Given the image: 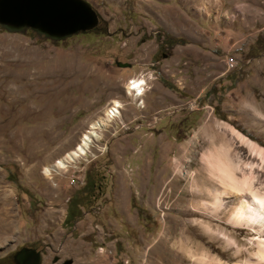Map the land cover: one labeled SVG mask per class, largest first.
Returning a JSON list of instances; mask_svg holds the SVG:
<instances>
[{
	"label": "rangeland",
	"instance_id": "rangeland-1",
	"mask_svg": "<svg viewBox=\"0 0 264 264\" xmlns=\"http://www.w3.org/2000/svg\"><path fill=\"white\" fill-rule=\"evenodd\" d=\"M86 1L98 27L63 40L0 28V253L32 241L70 264H190L163 243L174 234L246 264L262 235L206 217L185 173L223 138L259 163L231 128L264 148V0ZM113 100L88 152L45 175Z\"/></svg>",
	"mask_w": 264,
	"mask_h": 264
},
{
	"label": "bare ground",
	"instance_id": "bare-ground-1",
	"mask_svg": "<svg viewBox=\"0 0 264 264\" xmlns=\"http://www.w3.org/2000/svg\"><path fill=\"white\" fill-rule=\"evenodd\" d=\"M131 79L127 82V93L133 95L137 100L141 99L142 104L144 79L141 76ZM112 103L105 109L104 115L91 120L88 129L81 135L74 148L44 167L45 175H49L51 170L65 167L88 152L91 143L100 138V130L106 128L113 117L119 116L118 102L113 100ZM231 131L236 136V141L240 142V145L250 154L256 156L259 163L246 160L236 150L231 149L229 138H223L219 143H213L202 153L201 162L203 165L198 169L196 175H194L195 172L194 174L193 172L185 174L190 179V186L196 188L198 193L211 199L210 203L203 202L200 207L206 217L216 218L234 228L246 226L262 235L256 241V248L253 252L250 253V251L249 256L245 257V261L246 264H264V179L261 177V180L259 174L257 176V169H255L260 165L259 170H264V148L234 128H231ZM201 171L205 172V175ZM221 213L226 216L222 217L219 215ZM206 227L209 226L206 225ZM173 236L174 234L166 236L163 243L175 252H178L177 248L181 253L184 252L190 264H228L216 256L206 253L205 250L193 249L188 245L184 236L177 242L172 241V247H170L169 242ZM229 244L231 242L227 239L225 245ZM236 253L239 257V252ZM242 263L239 258L234 261V264Z\"/></svg>",
	"mask_w": 264,
	"mask_h": 264
},
{
	"label": "water",
	"instance_id": "water-1",
	"mask_svg": "<svg viewBox=\"0 0 264 264\" xmlns=\"http://www.w3.org/2000/svg\"><path fill=\"white\" fill-rule=\"evenodd\" d=\"M99 17L86 0H0V28L52 41L96 29Z\"/></svg>",
	"mask_w": 264,
	"mask_h": 264
},
{
	"label": "flooded vegetation",
	"instance_id": "flooded-vegetation-1",
	"mask_svg": "<svg viewBox=\"0 0 264 264\" xmlns=\"http://www.w3.org/2000/svg\"><path fill=\"white\" fill-rule=\"evenodd\" d=\"M60 251V247L52 250L32 241L22 242L0 253V264H70V259Z\"/></svg>",
	"mask_w": 264,
	"mask_h": 264
},
{
	"label": "trees",
	"instance_id": "trees-1",
	"mask_svg": "<svg viewBox=\"0 0 264 264\" xmlns=\"http://www.w3.org/2000/svg\"><path fill=\"white\" fill-rule=\"evenodd\" d=\"M164 39L167 41L168 45H173V44H183L184 40L179 38V37H173L170 35H164ZM72 201V197L69 198V202ZM78 216L76 213L69 212L67 215V218H73Z\"/></svg>",
	"mask_w": 264,
	"mask_h": 264
},
{
	"label": "built area",
	"instance_id": "built-area-1",
	"mask_svg": "<svg viewBox=\"0 0 264 264\" xmlns=\"http://www.w3.org/2000/svg\"><path fill=\"white\" fill-rule=\"evenodd\" d=\"M225 65L227 69L233 68L236 65V61L232 56H226Z\"/></svg>",
	"mask_w": 264,
	"mask_h": 264
}]
</instances>
